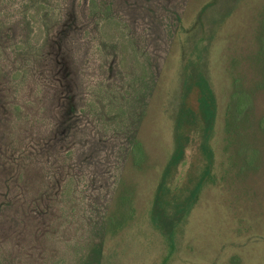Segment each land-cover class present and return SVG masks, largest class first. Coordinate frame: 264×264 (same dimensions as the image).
<instances>
[{"label": "rangeland", "instance_id": "obj_1", "mask_svg": "<svg viewBox=\"0 0 264 264\" xmlns=\"http://www.w3.org/2000/svg\"><path fill=\"white\" fill-rule=\"evenodd\" d=\"M189 58L214 161L164 260L149 210ZM0 264H264V0H0Z\"/></svg>", "mask_w": 264, "mask_h": 264}, {"label": "trees", "instance_id": "obj_2", "mask_svg": "<svg viewBox=\"0 0 264 264\" xmlns=\"http://www.w3.org/2000/svg\"><path fill=\"white\" fill-rule=\"evenodd\" d=\"M182 93L174 117L173 149L156 187L149 219L167 242L164 260L172 258L178 235L210 175L214 152L210 139L217 114L214 91L199 59L189 58L183 66ZM135 148L141 155V143ZM192 149L184 181L173 189L179 167Z\"/></svg>", "mask_w": 264, "mask_h": 264}]
</instances>
